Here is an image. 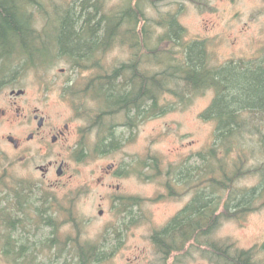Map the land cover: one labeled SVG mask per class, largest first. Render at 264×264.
<instances>
[{
	"label": "rangeland",
	"instance_id": "1",
	"mask_svg": "<svg viewBox=\"0 0 264 264\" xmlns=\"http://www.w3.org/2000/svg\"><path fill=\"white\" fill-rule=\"evenodd\" d=\"M68 1L43 0L41 10L39 6L34 9L37 30L50 23L46 48L54 49L52 45L59 25L57 14L66 9ZM123 1L106 0V7L112 10L116 3L117 7L119 4L123 7L126 5L121 3ZM142 6L151 32L150 45L155 44L158 50L169 48L168 53L175 58L182 55L183 47L198 40L204 42L211 66L230 60L249 62L263 58L264 61V0H149ZM177 11L178 22L185 29L184 36L168 45V40L162 39V24L164 17ZM80 25L81 21H77L76 28L80 29ZM130 55L127 45L113 44L104 54L102 63L105 67L112 66ZM20 64V60H14L17 71L13 70L15 74L10 72L7 77L18 80L15 90L18 87L27 90L26 95L16 99V107L26 110L29 104L36 105L53 117L72 114L75 110L73 115L78 118L74 124L80 131L79 137H70L69 151L63 150L59 158L68 163L65 175L59 179L53 172L44 177L36 165H46L45 158L32 148L33 157L22 159L20 152L7 141V135L17 133L15 112L9 111L10 114L0 120V173L6 166L12 182L30 183L31 197L23 194L29 202L34 200L36 206L50 202L73 205L75 219L58 211H46L45 216L50 217L53 226L39 221L31 211L26 215L21 212L26 220L12 237L18 240V246L23 244L28 253L34 252L37 261L74 264L83 248L84 253L92 250L98 254L91 264H225L215 250L231 255L241 250H257L255 247L264 239V195L258 200L259 207L247 212L242 219L221 220L207 238L210 245L190 242L176 252L173 261L162 259L154 245L153 235L162 230L192 196V192L181 185L175 187V195L169 196L166 187L174 182L176 167L183 161L195 164L196 153L213 139L215 123L202 115L214 97L212 89L196 93L182 103L179 97L167 92L161 99L165 111L139 118L134 128H126L122 127V115L113 119L97 116L101 111L100 102L83 91L92 70L81 73L72 70L67 58L61 56L54 57L45 68L21 70ZM67 81H71V85L65 88ZM8 91L7 88L0 90V110L8 107ZM112 123L116 125L114 144L101 150L100 145L109 143L102 138ZM57 149L48 160L57 159ZM151 157L157 158L160 173L148 170V177H137L136 168H141ZM258 159L251 160L249 165L257 164ZM112 165L120 167V173H114ZM258 180L255 173L239 178L236 183L252 186ZM117 184L121 187L119 193L115 189ZM115 195L127 198L128 203L121 200L119 204L113 199ZM6 197L5 191H0L3 200L0 206H12V202H6ZM114 204L120 205L117 208L129 205L132 219L121 212L117 217L112 211ZM99 208L104 209L102 217L97 214ZM5 232L4 225L0 226V235ZM115 237L119 240L116 245ZM50 238L56 239L52 247ZM4 240L1 235L0 264H12L3 253ZM99 252L104 255L100 257ZM257 256L262 259L264 254Z\"/></svg>",
	"mask_w": 264,
	"mask_h": 264
},
{
	"label": "trees",
	"instance_id": "2",
	"mask_svg": "<svg viewBox=\"0 0 264 264\" xmlns=\"http://www.w3.org/2000/svg\"><path fill=\"white\" fill-rule=\"evenodd\" d=\"M42 1L0 0V78L15 74L14 60H20L21 70H25L45 68L54 57H66L72 70L80 73L93 71L83 91L100 102L101 111L97 116L113 119L115 115H122V124L132 128L139 118L165 111L161 99L167 92L179 97L182 103L206 89L214 91L210 105L202 113L215 123L213 139L196 153L195 164L183 161L175 169L177 175L173 186L192 189V199L169 225L154 234L156 237L177 235L180 241L159 242L162 251L177 244L182 250L191 239L198 245H210L207 238L221 220H240L247 212L259 207L258 200L264 195L263 60H230L211 66L204 42L198 40L183 47L182 55L175 58L168 53L169 48L158 50L155 44L150 45L151 32L149 39L144 40L142 32L138 33L137 28L144 26L143 9L125 5L109 10L105 0L100 1V32L76 28L79 15L71 7L61 14L58 12V35L53 40L54 49H49L45 43L50 23L42 30L34 26V9L39 6L41 10ZM176 30L171 28L162 39L174 36L179 40L184 36V29L181 27L179 34ZM113 44L127 45L131 55L105 67L102 58ZM115 126L107 128L102 139L109 143L100 145L101 150L114 144ZM258 157L257 164L249 165ZM149 160L143 168L160 173L157 158ZM6 172L4 166L0 173V191H5L6 202H12V206H0V226L4 225L7 230L1 234L5 239L3 253L12 264H42L34 252L28 253L25 246H18V240L12 237L26 220L21 217V212L26 215L34 201L32 199L31 203L26 199L27 195H32V186L12 182ZM255 173L259 178L257 184L237 185L239 178ZM37 210L38 220L53 226L50 217L45 216L46 210L40 207ZM49 242L52 247L56 239L50 238ZM87 251L89 253L80 249L74 264H91L90 261L97 260L92 250ZM214 252L225 264H240L245 254L243 250L233 255L221 249Z\"/></svg>",
	"mask_w": 264,
	"mask_h": 264
},
{
	"label": "flooded vegetation",
	"instance_id": "3",
	"mask_svg": "<svg viewBox=\"0 0 264 264\" xmlns=\"http://www.w3.org/2000/svg\"><path fill=\"white\" fill-rule=\"evenodd\" d=\"M100 1L101 0H69L67 2L66 8L69 9L70 7L73 8V10L76 11V13L79 15V21H81V30H92L94 29L97 32H100L101 30V11H100ZM106 1V0H105ZM227 1H233V0H227ZM91 2V3H90ZM126 4L125 7H131L142 10L143 6L149 3V0H124L123 2ZM116 5V6H115ZM113 6V9H116L120 7L121 5L119 4L117 7V3ZM144 11V9H143ZM68 13V12H67ZM142 13V12H141ZM139 13V15L142 16V14ZM145 13V11H144ZM178 11L175 14L169 15L167 17H164V21L162 24V28L164 29V33L169 31L171 28L176 30V33L178 31L181 33L180 28L182 27L180 23L178 22L177 19ZM146 16L147 14H144V19L142 21V24L144 26L137 28L138 33L142 34L143 40L144 38L149 39L150 37V28L147 25L146 22ZM183 28V27H182ZM184 29V28H183ZM146 31V33H145ZM185 32V29H184ZM183 32V33H184ZM179 34V33H178ZM174 37V36H172ZM168 40V45H170L171 42H174L177 40V38H172V39H167ZM150 41V39H149ZM196 41V40H195ZM175 43V42H174ZM167 45V46H168ZM259 61H262L263 58H257ZM18 80L16 78H0V90L1 89H9L8 94H9V99L7 100L8 107L7 109H1L0 110V120L2 118L7 117L10 113L9 111H14L15 112V119H17V133L16 135H7V141L11 142L13 144V147L17 152H20V157L22 159H29L32 156V148L35 149V152L45 158L46 165H36V168L41 171L42 175L44 177L48 175H53L54 174L60 179L63 175L66 173V169L68 166V163L65 162L63 159H59L63 155V150H67L66 152L69 151L70 145L69 139L72 135H75L77 137L80 136V131L79 128H77L74 124V121L76 118H78L77 115H73L75 112L74 108L71 106L68 100V104L71 106V110L73 111L72 114H59L58 117H53L51 114L46 113L42 108L36 106V105H31L27 107L25 110V107H16L17 105V98L22 97L26 95L27 90L26 88H19L18 90H15L17 87V82ZM71 85V81H67L65 84V88ZM147 108V107H146ZM12 114V113H11ZM75 114V113H74ZM76 116V117H75ZM122 127L129 128V125H123ZM11 138V139H10ZM36 144V145H34ZM34 145V147H32ZM36 147V148H35ZM58 148V149H57ZM57 149L56 157L57 159H49V157H52L54 155L55 150ZM61 149V150H60ZM60 150V151H59ZM33 157V156H32ZM47 159V160H46ZM77 161H80V157L76 155ZM112 171L114 173H120L119 170L121 169L120 167H115L112 165ZM143 168V166H142ZM141 168V169H142ZM147 167H144L142 170L140 168L134 173L137 175V177L141 178H146L147 176ZM148 179V178H147ZM51 180V179H50ZM52 185V183L50 184ZM169 186L166 187L167 189V194L169 196L175 195L176 188L173 186V183H168ZM112 186V184H110ZM115 189L118 191L117 193L120 192L121 187L117 184L115 186ZM187 190V189H186ZM189 192H192V189H189ZM114 200L118 201L119 204L120 201L122 200L125 203L127 202V198H123L120 196L115 195L113 197ZM192 199V196L188 203H190ZM32 203V202H31ZM188 203L185 204L188 205ZM119 204H114L113 206V213L116 212V216L118 217V213H125L127 217H132V210L129 207V205L125 207H119ZM124 204V203H123ZM117 205V206H115ZM69 206V207H66ZM185 206L174 216H172L168 224L173 221V219L185 208ZM44 208L47 212L54 210L55 212L58 211V213H62L66 216H71V218H74V209L73 205H67V204H59V203H46L42 204L40 203L39 205H35L32 203L29 206V212L31 211L35 216H37V208ZM22 214V213H21ZM98 216L102 217L104 216L105 212L103 208L98 209ZM132 219V218H131ZM89 221V218L87 219ZM51 222V221H50ZM166 225V226H167ZM164 226V228L166 227ZM163 228V229H164ZM116 236V235H115ZM153 240H154V245L157 248L158 252L161 254L162 259H165L168 261L171 259L172 261L176 257V252H179V245H169V249L167 251H162L158 247V243L163 241L168 242V241H180L179 236L177 235H171V234H165L156 237L153 235ZM195 243L194 239H191L187 244L189 243ZM115 245L119 243V240L117 237L114 239ZM186 244V245H187ZM185 245V246H186ZM163 246V244H162ZM257 250H245V254H243L240 264H264V257L260 259L257 255L259 254H264V239L260 241L257 246L255 247ZM117 249V248H116ZM259 249V250H258ZM115 252V249L112 250V253ZM95 253V252H94ZM96 254V253H95ZM98 255V254H96ZM104 255V252H99V256L101 257Z\"/></svg>",
	"mask_w": 264,
	"mask_h": 264
},
{
	"label": "bare ground",
	"instance_id": "4",
	"mask_svg": "<svg viewBox=\"0 0 264 264\" xmlns=\"http://www.w3.org/2000/svg\"><path fill=\"white\" fill-rule=\"evenodd\" d=\"M111 26V25H110ZM174 38V37H173ZM116 116V115H115ZM193 216V215H192ZM17 218V217H16ZM11 222V221H10ZM18 222H16V224H17ZM9 224V223H8ZM14 224V223H13ZM11 225H12V223H11Z\"/></svg>",
	"mask_w": 264,
	"mask_h": 264
},
{
	"label": "water",
	"instance_id": "5",
	"mask_svg": "<svg viewBox=\"0 0 264 264\" xmlns=\"http://www.w3.org/2000/svg\"><path fill=\"white\" fill-rule=\"evenodd\" d=\"M11 139V138H10Z\"/></svg>",
	"mask_w": 264,
	"mask_h": 264
}]
</instances>
